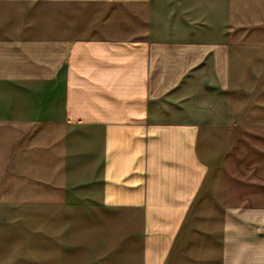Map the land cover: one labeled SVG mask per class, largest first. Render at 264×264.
Returning <instances> with one entry per match:
<instances>
[{
	"label": "crops",
	"instance_id": "obj_1",
	"mask_svg": "<svg viewBox=\"0 0 264 264\" xmlns=\"http://www.w3.org/2000/svg\"><path fill=\"white\" fill-rule=\"evenodd\" d=\"M0 264H264V0H0Z\"/></svg>",
	"mask_w": 264,
	"mask_h": 264
}]
</instances>
